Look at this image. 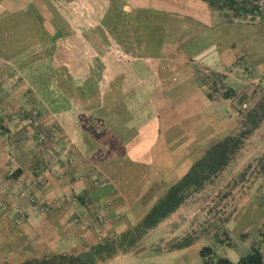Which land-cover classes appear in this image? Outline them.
<instances>
[{"label":"rangeland","instance_id":"1","mask_svg":"<svg viewBox=\"0 0 264 264\" xmlns=\"http://www.w3.org/2000/svg\"><path fill=\"white\" fill-rule=\"evenodd\" d=\"M70 1L74 0L58 4L66 15L63 24L76 23L83 34L64 38V44L68 43L65 48L62 43L48 38L46 94L54 96L62 91L71 95L74 100L67 104L79 109L87 108V98L92 95L107 94L115 100L111 112L108 110L103 116L99 113L94 119H87L85 115L74 119L77 122L80 119L85 127L90 125L87 133L95 140L121 138L126 141L123 150L117 149L118 143L110 145L112 156L121 155L131 167L126 173L140 177L137 183H124L128 189L133 190L132 185L136 184L150 185L146 179L157 174L165 195L171 183H177L183 171L191 168L213 145L229 136L239 137L252 127L253 116L261 119L229 164L202 189L191 191L173 216L142 235L141 228L138 230L142 223L133 226L98 245L101 252L94 246L85 252L66 255L92 252L94 264L119 261L125 264H208L206 262L215 261L216 257L234 260L231 262L236 264L254 246L262 249L264 0H251L260 12L244 17H237L235 11L213 9L202 0H175L177 5L168 12L133 6L131 0H75L69 4ZM49 28L50 32L54 31L53 27ZM20 57L21 53L15 54L17 67L21 64ZM159 59L191 67L204 93L197 103L192 105L189 96L184 101L171 100L170 94L166 98L163 93L166 86L160 87L158 94H150L152 87L142 82L146 70L135 72L134 64H149ZM168 67L161 68L166 78L171 77L172 72ZM155 88L153 86L157 91L158 87ZM229 91L234 94L226 99ZM33 93L36 92L31 88L27 91L28 95ZM119 95L127 96L121 102V106H126L125 117L118 113ZM151 97L156 99L150 103ZM28 104L30 108L25 110L28 115L24 116L26 125L39 126L38 103L30 101ZM55 104L51 103L57 106ZM3 106L0 105V111ZM124 121L127 124L123 126ZM48 134L46 138L44 134L38 138L45 147L50 142ZM101 153L102 150H90L95 164ZM7 154L11 157L8 151ZM144 164L148 167H142ZM47 170H52L50 164L44 171ZM98 171L95 168V175L101 176L102 172ZM19 191L21 197H30L28 188L20 187ZM239 208V214L234 217ZM192 244L196 245L187 252L170 253ZM205 247L213 250L211 256L201 255Z\"/></svg>","mask_w":264,"mask_h":264},{"label":"crops","instance_id":"2","mask_svg":"<svg viewBox=\"0 0 264 264\" xmlns=\"http://www.w3.org/2000/svg\"><path fill=\"white\" fill-rule=\"evenodd\" d=\"M66 1L0 0V105L5 107L0 111V264H23L51 255L85 252L139 225L165 196L157 174L146 179L150 185L136 184L132 185L133 190L128 189L124 183H137L140 177L136 173H126L131 167L121 155L112 156L110 145L118 143L117 149L123 150L126 141L121 138L118 141L95 140L87 133L90 125L85 127L80 119L78 122L74 119L81 115L94 119L99 113L103 116L114 106L115 100L110 95H92L87 98V108L79 109L67 104L74 100L71 95L62 91L54 96L46 94L48 38L62 43L65 48L68 43L64 44V38L83 34L76 23L63 24L66 15L58 4ZM131 4L166 12L177 5L175 0H131ZM49 26L54 31L50 32ZM18 52L21 53L19 67L14 62ZM26 53L30 56H25ZM167 66L172 72L171 77L166 78L161 68L165 70ZM134 67L135 72L146 70L142 82L150 84L151 95L158 94L160 87L166 86L163 92L166 98L170 94L173 99H169L184 101L189 96L192 105L204 95L189 65L159 59L149 64L137 63ZM153 86L158 87L157 91ZM30 88L36 93L28 95ZM126 98L119 95L121 117L126 116V106H121ZM156 98L151 97L150 103ZM30 101L38 103L39 126L26 125L24 120ZM53 102L57 106H52ZM122 124L126 125L127 121ZM47 132L51 137L47 138L50 142L45 147L38 138L40 134L46 138ZM92 149L102 150L96 164L90 157ZM49 164L52 170L44 171ZM95 168L99 171L103 168L101 176L95 175ZM20 187L28 188L30 197H21ZM239 212L240 208L234 217ZM195 245L170 253L187 252ZM261 251L264 258V245Z\"/></svg>","mask_w":264,"mask_h":264},{"label":"trees","instance_id":"3","mask_svg":"<svg viewBox=\"0 0 264 264\" xmlns=\"http://www.w3.org/2000/svg\"><path fill=\"white\" fill-rule=\"evenodd\" d=\"M211 8L221 12L235 11L237 17L249 16L250 14H257L260 8L253 4L251 0H202ZM231 92V93H230ZM234 91H229L225 94L226 99H231ZM252 116V115H251ZM261 119V118H260ZM260 119L256 116L252 117V127L245 130L239 137L229 136L223 141L216 143L205 155L195 162L189 171L174 185H172L165 196L161 198L151 209L148 215L142 220V227H139L140 235L149 229L158 226L162 221L169 218L175 213L186 201L191 191H198L204 187L206 182L213 176L221 172L230 162L232 155H234L241 147L243 141L260 124ZM263 119V118H262ZM145 227V228H144ZM188 246V245H184ZM97 248H100L99 246ZM182 248V247H181ZM97 251V249L95 250ZM98 252H101V248ZM213 250L210 247H205L201 251V255L211 256ZM94 254L88 252L82 255H51L40 260H30L23 264H94ZM208 264H233L229 259L223 257H216V260L206 262ZM236 264H264V258L261 248L254 246L252 251L242 256Z\"/></svg>","mask_w":264,"mask_h":264}]
</instances>
